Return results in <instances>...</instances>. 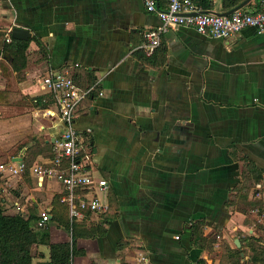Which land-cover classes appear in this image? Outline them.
Returning a JSON list of instances; mask_svg holds the SVG:
<instances>
[{
	"label": "crops",
	"instance_id": "obj_1",
	"mask_svg": "<svg viewBox=\"0 0 264 264\" xmlns=\"http://www.w3.org/2000/svg\"><path fill=\"white\" fill-rule=\"evenodd\" d=\"M245 1L196 4L224 14ZM157 8L166 10L168 0ZM261 8L262 0H250L240 10ZM15 26L32 33L19 71L3 51ZM159 26L143 0H0V164L46 162L66 130L58 97L41 77L68 73L91 90L75 130L95 181L108 184L100 196L111 209L75 222L80 232H106L78 238L84 255L73 264H221L222 243L234 249L239 240L242 248L250 235L264 242L262 209L248 206L264 202V174L247 198L238 192L247 162L264 170V35L249 27L221 40L179 27L148 57L144 36ZM2 180L8 214L49 213L51 242L72 241L53 222L60 184L31 172ZM195 223L217 242L196 247ZM33 255L35 264L48 261L50 249L35 245Z\"/></svg>",
	"mask_w": 264,
	"mask_h": 264
},
{
	"label": "built area",
	"instance_id": "obj_2",
	"mask_svg": "<svg viewBox=\"0 0 264 264\" xmlns=\"http://www.w3.org/2000/svg\"><path fill=\"white\" fill-rule=\"evenodd\" d=\"M143 1L147 11L156 13L161 20V26L149 30L144 36L143 50L148 57L156 52L162 38L170 30L179 27L194 28L202 35L221 40L231 39L249 27L264 35V0L259 11L238 10L227 16L201 12L196 0H168V8L162 11L157 8V0ZM7 42H11L10 36L7 37ZM39 82L58 97L61 119L66 130L55 142L52 158L32 168H28L24 162L0 164L2 178H21L29 170L41 182H57L64 190L61 203L68 206L73 222L83 219L85 214L108 213L111 208L100 196L108 184L105 180L95 181L92 175L93 163L88 154L82 153L75 130L76 110L91 90H81L71 75L62 72L49 73L41 77ZM262 217L264 219V208ZM50 221V214L45 213L40 218L38 227L45 228Z\"/></svg>",
	"mask_w": 264,
	"mask_h": 264
},
{
	"label": "trees",
	"instance_id": "obj_3",
	"mask_svg": "<svg viewBox=\"0 0 264 264\" xmlns=\"http://www.w3.org/2000/svg\"><path fill=\"white\" fill-rule=\"evenodd\" d=\"M41 54L46 51L40 42ZM29 41L12 40V42L3 47V51L9 52L13 58V69L19 71L26 65L27 51ZM26 164V162H25ZM27 165V164H26ZM28 168H30L27 165ZM29 170L25 176H28ZM264 170L258 168L255 164L247 162L242 170V182L238 192L242 193L241 197H248L253 187L261 184L263 181ZM2 176L0 174V264H35L33 247L35 245H47L50 249V258L48 261L37 264H73L76 256L84 255V252L77 249L78 238H95L105 234L102 226L85 227L82 232L73 222L69 215L67 205L61 203L63 196H56L54 199L53 222L65 228L71 233L72 241L64 243H52L50 240V231L48 228H39L37 218L34 214L28 217L22 214H8L2 198ZM250 208H264V202L255 201L248 205ZM203 224L195 223L191 226L193 244L203 249L208 247L207 244L214 245L217 242L216 237L205 236ZM242 248H231L224 242L222 248L224 251V260L221 264H264V242L262 238H256L252 235L241 240ZM247 254H250L249 260L245 261Z\"/></svg>",
	"mask_w": 264,
	"mask_h": 264
},
{
	"label": "water",
	"instance_id": "obj_4",
	"mask_svg": "<svg viewBox=\"0 0 264 264\" xmlns=\"http://www.w3.org/2000/svg\"><path fill=\"white\" fill-rule=\"evenodd\" d=\"M249 1L250 0H247V1L243 2L240 6H238L237 8H235L234 10H232V11H230L228 13H224V14L215 13V12H211V13L212 14H216V15H226V16L227 15H231L234 12H236V11L242 9L243 7H245ZM12 38L15 39V40L29 41L30 39H32V33L29 30H27V29L15 26V28L12 31ZM51 219H52V217H51ZM235 244H236V246L238 248H240V241L239 240H237Z\"/></svg>",
	"mask_w": 264,
	"mask_h": 264
},
{
	"label": "rangeland",
	"instance_id": "obj_5",
	"mask_svg": "<svg viewBox=\"0 0 264 264\" xmlns=\"http://www.w3.org/2000/svg\"><path fill=\"white\" fill-rule=\"evenodd\" d=\"M224 254H222V257H221V263L223 262L224 258H223ZM225 261V260H224Z\"/></svg>",
	"mask_w": 264,
	"mask_h": 264
}]
</instances>
